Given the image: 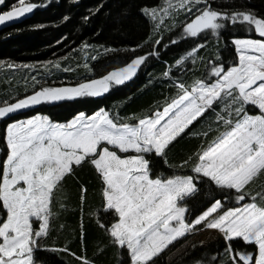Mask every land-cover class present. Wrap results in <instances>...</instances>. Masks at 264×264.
<instances>
[{
    "label": "snow or ice",
    "instance_id": "obj_1",
    "mask_svg": "<svg viewBox=\"0 0 264 264\" xmlns=\"http://www.w3.org/2000/svg\"><path fill=\"white\" fill-rule=\"evenodd\" d=\"M6 3L0 0V6ZM39 6L32 0H15L10 10L0 13V25ZM141 11L154 22V31L166 20L188 14L181 38L209 34L218 38L229 27L255 38L233 37L236 58L230 65L209 61L205 78L191 85L176 82L174 98L150 114L130 117L132 123L120 122L104 109L92 115L81 112L66 123L40 114L9 123L4 131L6 154L0 159V264H35L34 254L50 234L53 206L64 181L85 164L101 182L103 218L96 220L97 227L109 238L108 246L124 251L126 264H156L170 245L198 227L222 236L227 264H264V16L252 10H216L209 0H163ZM204 47V43L193 47L176 64L188 58L195 62ZM148 55L99 79L42 87L15 102L5 101L0 119L42 104L102 96L132 79ZM169 75L163 73L165 78ZM202 121L206 128L192 131ZM185 135L202 140L201 147L179 165L190 167L195 175L156 174L153 157L167 163L171 147ZM198 181L233 199L234 206L213 198L206 210L188 220L184 202L200 193ZM80 193L83 203L87 188L82 186ZM234 241H241L242 249L234 247ZM72 255L80 264H95L84 255Z\"/></svg>",
    "mask_w": 264,
    "mask_h": 264
},
{
    "label": "trees",
    "instance_id": "obj_2",
    "mask_svg": "<svg viewBox=\"0 0 264 264\" xmlns=\"http://www.w3.org/2000/svg\"><path fill=\"white\" fill-rule=\"evenodd\" d=\"M14 2L7 0L5 5L0 6V13L10 10ZM32 2L41 6L28 13L18 24L0 29V105L5 101L15 102L42 87L74 86L99 79L126 66L135 57L151 52L156 54L148 55L132 79L114 85L102 96L42 104L0 119V159L6 154L4 131L9 123L37 114L47 115L53 122L66 123L81 112L92 115L100 109L119 117L120 122L132 123L134 121L130 117L150 114L174 98L177 94L174 87L176 82L191 85L194 80L205 78L210 70L209 61L230 65L236 58L231 44L233 37L247 35L255 38L251 32L245 33L232 27L222 30L218 38L210 34L181 38L182 25L188 15L185 13L166 20L158 31H154V22L141 9L161 5L163 0ZM209 2L216 10H252L264 16V0ZM173 23L177 26L172 27ZM157 39L161 41L159 45L155 44ZM174 39L178 43L172 44ZM200 43H204L205 47L199 50L195 62L193 58H188L184 63L176 64L177 60ZM217 55L219 61L216 60ZM55 63L61 67H53ZM8 64L31 67L8 68ZM165 71L170 72L168 78L163 76ZM206 126L207 122L202 121L192 131L201 132ZM201 144L199 136L185 135L180 138L168 152L167 163L153 157L156 174L165 177L195 175L190 167L181 168L179 165L196 152ZM82 186L87 188L83 203L80 199ZM198 187L200 193L184 202L188 208V220H193L206 210L213 198L224 200L226 207L235 204L233 199L225 198L206 181H198ZM100 190V179L87 164L76 169L74 176L65 179L63 190L53 206L56 215L51 223L50 234L41 241L40 250L34 254L35 264H80L72 253L84 255L95 261V264H126L124 251L108 246L109 238L97 227L96 220L103 218L100 213ZM181 242L170 245L157 258L156 264H227V258L223 255L224 242L206 247L195 245L176 261L168 262L166 258L169 252ZM233 244L237 249H242L241 241H234ZM105 246L106 250L100 254L99 249ZM64 248L68 251L53 250ZM213 257L217 259L213 260Z\"/></svg>",
    "mask_w": 264,
    "mask_h": 264
},
{
    "label": "rangeland",
    "instance_id": "obj_3",
    "mask_svg": "<svg viewBox=\"0 0 264 264\" xmlns=\"http://www.w3.org/2000/svg\"><path fill=\"white\" fill-rule=\"evenodd\" d=\"M180 240L182 241L180 245L173 247L169 252L166 258L168 262L176 261L180 256L184 255L191 247L195 245L199 247H206L212 243L224 242L222 236L219 233L214 230H208L204 228H198L195 231L187 234L185 237L179 239L178 241Z\"/></svg>",
    "mask_w": 264,
    "mask_h": 264
},
{
    "label": "water",
    "instance_id": "obj_4",
    "mask_svg": "<svg viewBox=\"0 0 264 264\" xmlns=\"http://www.w3.org/2000/svg\"><path fill=\"white\" fill-rule=\"evenodd\" d=\"M5 12H6V11H5ZM1 13H2V12H1ZM27 15H28V13L25 14L23 17H26ZM23 17H21V18H19V19H16V20H13V21H10V22H5L3 25H0V29H4V28L10 27V26H12V25L18 24V23L21 21V19H22Z\"/></svg>",
    "mask_w": 264,
    "mask_h": 264
}]
</instances>
